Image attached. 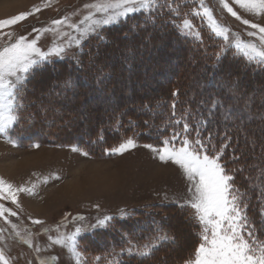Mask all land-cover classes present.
<instances>
[{"label": "trees", "instance_id": "trees-1", "mask_svg": "<svg viewBox=\"0 0 264 264\" xmlns=\"http://www.w3.org/2000/svg\"><path fill=\"white\" fill-rule=\"evenodd\" d=\"M161 16L152 23L147 14L134 15L105 29L106 41L91 38L78 56L79 64L74 59L54 61L30 77L29 106L11 138L22 148L77 147L92 159H106L110 154L105 149L128 138L162 146L164 139L182 132L184 121L178 125L175 120L183 115L193 128L200 127L202 137L210 132L216 146L229 144L224 159L229 170L239 169L234 173L235 184L246 193L248 213L264 236V215L260 214L264 209V72L232 56L214 66L218 48L212 39L204 35L202 43H191ZM147 64L156 70L147 71ZM149 78L153 79L150 90L126 88L127 84L141 86ZM67 79L73 86L64 90ZM237 86L241 94H234ZM173 92L179 95L174 97ZM213 100L221 102L218 108L211 107ZM141 105L149 107L142 110ZM201 120H207L208 126L199 125ZM188 135L195 137L194 132ZM182 139L183 134L174 145L180 146ZM233 156L241 159L233 161ZM129 213L82 239L84 253L117 255L126 247L122 237L141 244L152 235L155 221L175 242L160 246L143 264H183L192 259L200 244V227L186 207L154 205ZM118 264H141V259L122 255Z\"/></svg>", "mask_w": 264, "mask_h": 264}, {"label": "rangeland", "instance_id": "rangeland-1", "mask_svg": "<svg viewBox=\"0 0 264 264\" xmlns=\"http://www.w3.org/2000/svg\"><path fill=\"white\" fill-rule=\"evenodd\" d=\"M94 2L96 0H0V21L22 13H30L16 24L0 27V48L14 42L20 36H25L29 41L37 39V47L42 51L47 52L54 46H63L67 50L65 59H73L74 55L78 57L85 44L95 36L83 41L81 48H77L74 43L69 46L72 38L78 37L79 33L69 28L67 23L54 25L52 22L68 17L70 23L78 24L90 11L84 5ZM227 2L232 5V0ZM160 3L164 4L165 0H160ZM177 3L180 5L181 16L171 15L165 7L156 17L160 18L162 15L161 17L176 28L182 38L194 44L202 43V40L196 39L194 35H184L178 29L177 26L182 24L184 18L190 19L202 39L205 35L212 39L214 44L216 43L219 53L225 43L223 39L216 37L210 31L205 18L192 15L193 9H199L200 0H177ZM204 4L212 9L215 18L227 26L232 33H239L244 41L259 43L256 37L247 36V31L252 29L227 13L219 0H204ZM232 6L242 18L264 25V14L257 16L237 5ZM37 8L40 11L37 12ZM183 13H187V17ZM138 14L141 13L135 15ZM33 29L41 31L37 32ZM230 39H232L231 35ZM234 51L229 49L223 57L232 56L243 61L242 58L233 55ZM146 53L148 52L144 54ZM51 59L59 61L55 56ZM145 69L153 72L156 66L147 64ZM239 69L238 67L237 71ZM254 70L260 71L258 68ZM152 81L153 79L149 78L143 81L141 86L127 84L126 88L133 86L135 90L140 87L150 90ZM249 84L253 85L254 82L251 81ZM13 129L14 127L9 130L8 136L0 134V178L11 184L13 188L25 187L32 189V192L18 193L19 205L13 204L11 200L0 199V204L17 213L16 216L5 213L11 223H6L4 218H0V229L3 230L0 232V249H3L12 264H39L41 259L49 260V264H76L75 258L66 247L52 245L48 237L71 235L77 227L86 229L76 237L77 251L81 253L80 264H118L119 257L122 256L121 250L117 255L93 257L82 250V239L96 231L106 229L90 227L98 218L113 217L111 225L113 220L126 217L131 210L154 205H178L191 198L188 192L189 183L183 170L171 162H161L157 153L144 147L146 144H141L135 138L132 139L136 147L129 148L122 155L110 154L106 159H92L88 155H83L80 149L73 151V147L35 145L22 148L11 138ZM9 137L15 143L10 142ZM243 203L246 204L245 196ZM186 209L193 218L194 210L189 207ZM249 210L247 206L244 213L250 221H253V216L248 213ZM76 217L84 219H75ZM33 220L43 223L35 224ZM12 224L18 226L16 230H13ZM198 226L201 232V226L199 224ZM16 231H19L25 239L31 238L33 246L30 247L17 238ZM255 235L257 242L264 241V236L258 233V229H255ZM147 242L148 239L141 245ZM186 242L189 243V240ZM36 245L41 248L39 253L34 250ZM52 256L58 259L52 261L49 259Z\"/></svg>", "mask_w": 264, "mask_h": 264}, {"label": "snow or ice", "instance_id": "snow-or-ice-1", "mask_svg": "<svg viewBox=\"0 0 264 264\" xmlns=\"http://www.w3.org/2000/svg\"><path fill=\"white\" fill-rule=\"evenodd\" d=\"M220 5L232 17L240 21L243 25L248 26V37H256L259 43L252 41H244L239 33H232L231 30L221 24L213 15L211 8L204 4V0H200L199 9H193L192 15L201 16L207 20L210 31L216 36L221 37L225 42L221 51L216 54V64L222 63V57L229 49H234L233 55L242 58L247 66H253L264 72V25L253 23L248 19L242 18L232 5H237L253 15L264 14V0H232L230 5L227 0H219ZM90 9L89 13L83 17L78 23H70L68 17L61 20H54V25L67 23L69 28L79 33L78 37L72 38V43L77 48L82 47V42L89 37L95 36L99 41H106L103 30L106 27L126 22L136 13H146L150 22L155 23V18L161 9L167 8L168 12L173 16H181L182 12L177 0H165L164 4L160 0H96V2L84 5ZM36 11H40L39 8ZM99 14V15H97ZM30 13H22L8 20L0 21V27L5 25H13L25 19ZM187 17V13H183ZM84 25V27H81ZM140 27V25H136ZM184 35H194L196 39L202 40L199 31H195V25L188 18L182 20V24L177 26ZM33 31H41L33 29ZM50 31V29H43ZM67 35V34H65ZM230 35L232 39H230ZM67 50L63 46H54L47 52L37 47V39L28 40L25 36H20L14 42L0 48V134L8 136L9 130L18 125L23 113L28 108L27 93L30 77L38 71L44 69L45 65L52 64L51 59L55 56L59 60H64ZM73 59L77 64L80 63L79 58L75 55ZM90 63L94 64V60L90 57ZM72 82L67 79L63 83L64 90L72 88ZM234 94H241L237 86ZM172 95L178 96V92ZM246 95V93H244ZM221 102L213 100L211 107L218 108ZM148 105H141V109H148ZM172 116L176 115V104H172ZM226 118H231L227 116ZM238 119V118H237ZM182 124V132L174 133L170 139L163 140V146L156 148L153 145H144V147L152 149L157 153L158 158L163 163L178 165L184 173L189 186L188 192L190 199L178 207H189L194 210L193 219L201 226L199 233L201 243L195 250L194 258L183 262V264H264V241L257 242L255 229L258 225L255 221H250L244 213L247 207L243 203L246 193H241L235 184L234 173L239 169L233 168L229 170L225 157V151L229 147L227 142L216 146L212 143L211 133L206 137L201 136L200 127L193 128L182 115L175 120L176 124ZM147 124L148 121H145ZM199 125L208 126L207 120L199 121ZM194 132L195 137L189 139L190 133ZM183 134V139L179 147L173 143L178 136ZM103 140V136H99ZM10 142L15 143L9 137ZM228 140V137H225ZM38 147V145H37ZM131 147H136L134 139L128 138L118 147L105 149L108 154H123ZM73 151L79 149L73 147ZM87 156V152H83ZM233 161H239L241 157H231ZM59 179V177H56ZM47 182V181H45ZM32 192V189L25 187L13 188L11 184L6 183L0 178V199L11 200L13 204L19 205L18 193ZM264 195V194H261ZM16 216L17 213L10 208L0 204V218H4L6 223H11L5 216ZM260 214L264 215V209L260 210ZM75 219H84L76 217ZM113 217L104 216L98 218L91 228H108ZM35 224L43 223L39 220L32 221ZM13 230L17 229L16 224L11 225ZM86 229L77 227L75 231L68 236L61 234L57 237L49 236L48 239L52 245H61L66 247L68 252L75 258L76 264L81 262V253L77 251L76 237ZM3 230L0 229V232ZM152 235L148 238V242L144 244L134 243L131 238L122 237L125 240L126 247L121 249L122 255L130 258H140L141 264L143 260L149 259L155 255L160 246L166 242L174 243L175 237L171 236L166 228L155 221L150 227ZM16 237L23 243L33 246L31 238L25 239L16 231ZM31 235V234H30ZM36 253L41 251L39 245L34 248ZM52 261L58 259L56 256L49 258ZM0 264H12L11 259L5 255L3 249H0ZM39 264H49V260L41 259Z\"/></svg>", "mask_w": 264, "mask_h": 264}, {"label": "bare ground", "instance_id": "bare-ground-1", "mask_svg": "<svg viewBox=\"0 0 264 264\" xmlns=\"http://www.w3.org/2000/svg\"><path fill=\"white\" fill-rule=\"evenodd\" d=\"M188 244V243H187ZM191 245V243H189ZM189 247V245H187Z\"/></svg>", "mask_w": 264, "mask_h": 264}]
</instances>
